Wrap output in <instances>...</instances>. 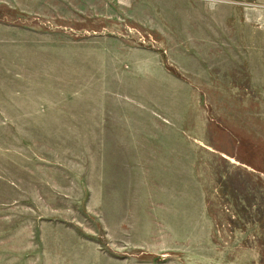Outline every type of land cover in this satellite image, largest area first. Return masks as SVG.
<instances>
[{"label":"rangeland","instance_id":"1","mask_svg":"<svg viewBox=\"0 0 264 264\" xmlns=\"http://www.w3.org/2000/svg\"><path fill=\"white\" fill-rule=\"evenodd\" d=\"M0 264H264V0H0Z\"/></svg>","mask_w":264,"mask_h":264}]
</instances>
